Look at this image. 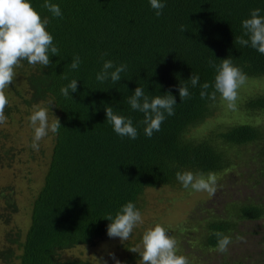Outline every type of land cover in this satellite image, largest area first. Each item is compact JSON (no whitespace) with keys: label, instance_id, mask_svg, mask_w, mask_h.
Here are the masks:
<instances>
[{"label":"trees","instance_id":"16d2710c","mask_svg":"<svg viewBox=\"0 0 264 264\" xmlns=\"http://www.w3.org/2000/svg\"><path fill=\"white\" fill-rule=\"evenodd\" d=\"M29 2L42 20L48 19L46 30L59 55L49 53L50 64L45 67L21 61L14 71L23 89H16V94L29 109L34 105L54 109L61 127L57 134L48 133L47 167L30 203L29 224L23 232L7 231L0 240V264H115L113 259L101 263L66 253L108 240L106 216L114 217L129 201L141 212L147 188L181 187L177 171L219 175L238 169L234 181L226 176L236 188L223 192L219 186L222 212L210 206L179 228L159 223L175 238L177 254L186 256L189 264L206 262L202 253L217 245L214 232L232 237L239 221L264 216L262 201L244 200L251 194H240L264 182V92L241 102L248 115L262 113L260 121L220 125L210 124L222 100L220 94L214 101L200 97L203 83H209V93L214 90L216 73L210 61L219 65L230 58L247 76L246 82L264 78V54L250 44L235 43L251 10L259 8L264 17V0H161L165 7L160 16L149 0H49L60 7L61 17L42 7L45 0ZM77 55L81 63L73 70L70 65ZM105 60L127 65L120 81L96 80ZM192 74L200 77L196 87L189 81ZM73 79L77 90L69 89V96H63L60 89ZM181 83L187 84L190 98L180 100ZM138 86L149 97L171 94L176 100L174 115L165 113L160 130L151 138L140 123L143 114L127 103ZM106 105L132 118L138 131L135 140L114 132L106 121ZM13 109L8 102L5 116H11ZM8 136L3 133L4 139ZM4 139L0 141V170L11 166L19 144ZM32 140L24 145L28 151ZM0 197V220L9 224L18 211L11 183L0 185ZM148 227L138 224L127 241H118L116 247L121 250L115 258L121 264H141L139 254L130 250L141 242ZM251 261L222 264H264V260Z\"/></svg>","mask_w":264,"mask_h":264},{"label":"clouds","instance_id":"9594fccd","mask_svg":"<svg viewBox=\"0 0 264 264\" xmlns=\"http://www.w3.org/2000/svg\"><path fill=\"white\" fill-rule=\"evenodd\" d=\"M150 5L160 16L165 4L161 0H149ZM52 13L54 17H61L62 13L57 4L45 0L42 5ZM260 9L251 10L250 17L242 21L243 34L235 38V43L243 46H250L260 54H264V17L260 16ZM48 19H41L40 14L34 9L29 0H0V124L6 122L5 108L8 105V98L5 89L13 83L16 75L14 69L21 66V61L26 60L30 65L48 66L50 55H59V49L53 44V36L46 30ZM181 31H185L181 26ZM245 37H248L245 39ZM81 63L80 57L74 56L70 65L71 69H78ZM215 68L214 90L208 92L209 83L205 82L201 87V99H216L217 93L227 102L229 110H236L238 89L246 83L247 76L239 67L233 65L230 58L221 60L219 65L209 62ZM127 65H114L113 61L105 60L100 72L96 74V80L103 83L109 78L113 83L121 80V73L126 71ZM67 79V76L63 77ZM198 74H192L189 81L193 87L199 83ZM77 90V80L73 79L66 86L60 89L63 96H69ZM180 100L190 98L187 84H180L178 87ZM127 103L131 109L143 114L140 121L144 125V134L151 138L154 131H159L162 122L165 120V113L168 116L174 115L175 98L171 94L149 97L142 87H136L134 93L128 97ZM106 121L112 126L114 132L121 137H129L135 140L138 136L137 128L133 126L131 117H125L114 112L111 106H105ZM34 135L31 147L39 151V141L49 132L57 134L61 127L58 118L49 122L48 108L41 105H34L31 115L28 117ZM176 179L185 189L191 187L196 192H206L214 196L217 192V177L215 173L209 172L193 173L192 171H177ZM106 219L110 221L107 226L109 237H119L121 242L127 241L138 224H143L140 211L131 202L123 205L113 217L108 214ZM213 235L217 239V251L226 253L232 238L222 232L216 231ZM238 241L244 238L237 236ZM130 251L138 253L141 264H189L186 256L177 254V241L171 237L159 223L154 227H148L142 234V239ZM115 264H121L115 255L109 253Z\"/></svg>","mask_w":264,"mask_h":264},{"label":"rangeland","instance_id":"374dc122","mask_svg":"<svg viewBox=\"0 0 264 264\" xmlns=\"http://www.w3.org/2000/svg\"><path fill=\"white\" fill-rule=\"evenodd\" d=\"M17 76V74L15 75ZM23 89V82L18 77H14L13 83L5 89V94L10 104L13 105L11 116L7 117L5 123L0 124V141H2L3 133L8 132V137L4 140L9 144L8 140L13 139L19 144L16 148V155L11 161V166L0 170V185L7 182L13 185L15 190L16 200L18 203V211L13 214L9 224H4L0 220V240H3L7 231H25L29 221L30 203L34 193L38 190L42 183L44 172L47 167L48 150L51 143V135L48 134L39 141V151L27 150L28 141L33 137L34 132L30 126L28 117L31 115L32 108L26 107L21 102V98L16 94V89ZM264 92V78H252L238 89V99L236 100V110L232 111L227 108V102L223 99L216 105L214 116L210 121L211 125H220L221 123L228 124L230 122L253 121L258 122L262 117V113L254 116L248 113L242 107V103L249 96L256 93ZM239 101V102H237ZM48 108L49 122H51L57 112L46 105H41ZM29 110V111H27ZM196 130V129H195ZM50 133V132H49ZM28 138V139H27ZM22 141L26 143H22ZM26 147L24 151L22 149ZM239 167V166H237ZM238 169L235 168L231 172L217 175V192L214 196H209L206 192H196L191 187H170L159 186L149 187L146 189L144 197L146 200L145 208L140 212L143 223L148 227H154L155 223L170 224L168 228H179V226L190 217L203 215L206 208L210 206L217 208L216 211L222 212L223 206L219 201L218 192L219 186L228 189H234L232 182L237 178ZM233 173V174H232ZM229 175L232 180L226 181V176ZM232 181V182H231ZM231 182V183H230ZM223 183V184H221ZM242 187V186H241ZM227 193V192H226ZM250 193L251 196L244 197V200H258L264 203V182L257 189H244L240 192L241 196ZM237 198V197H236ZM0 204H3V199L0 197ZM215 208V209H216ZM171 226V227H170ZM171 230V229H170ZM167 231H169L167 229ZM237 236L243 237V241H238ZM232 243L228 247L226 253H220L217 248L205 251L202 253L206 262L204 264H222L224 261L242 259L245 263L252 259L253 263L264 260V216L260 219L239 221L234 228L232 235ZM119 237H110L108 240L98 241L95 245L79 246L71 249L66 254L82 255L85 258L104 263L105 259L110 260L112 257L109 253L115 256L120 254L119 248L116 247ZM205 261V260H204ZM251 261V262H252ZM99 263V262H98ZM198 264H203L202 262Z\"/></svg>","mask_w":264,"mask_h":264}]
</instances>
